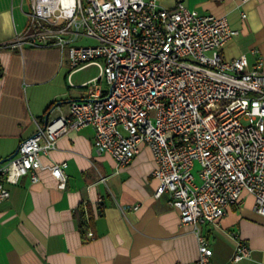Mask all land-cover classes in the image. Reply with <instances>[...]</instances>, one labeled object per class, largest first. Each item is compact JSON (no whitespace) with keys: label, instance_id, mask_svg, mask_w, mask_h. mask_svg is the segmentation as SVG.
<instances>
[{"label":"built area","instance_id":"1","mask_svg":"<svg viewBox=\"0 0 264 264\" xmlns=\"http://www.w3.org/2000/svg\"><path fill=\"white\" fill-rule=\"evenodd\" d=\"M27 18L25 30L0 48L57 46L70 62L69 77L91 64L100 74L84 84V98L71 100L67 113L39 125L0 163V203L10 196L8 184L25 175L37 182L44 168L65 187L67 163L46 166L42 156L62 135L90 126L95 151L119 166L142 145L151 149L154 196L167 193L182 224L197 233L198 257L177 264H212L199 225H218L244 191L264 216V60L224 56L238 34L225 15L202 14L183 1L166 8L158 0H30ZM228 234L236 242L232 260L249 258L238 233Z\"/></svg>","mask_w":264,"mask_h":264},{"label":"crops","instance_id":"2","mask_svg":"<svg viewBox=\"0 0 264 264\" xmlns=\"http://www.w3.org/2000/svg\"><path fill=\"white\" fill-rule=\"evenodd\" d=\"M183 1L202 14L225 15L238 30L224 47L228 59L246 54L251 63L264 60V0H158L166 8ZM30 0H0V44L13 40L27 26ZM245 14V16H243ZM0 160L10 156L50 117L67 113L71 100L87 94L86 82L100 69L91 64L74 71L57 46L0 48ZM103 86L105 82L102 80ZM90 126L62 135L57 147L42 156L48 166L66 162L65 187L48 168L39 181L28 175L8 184L10 196L0 203V264H177L198 257L197 233L182 224L169 206L168 194L154 196L156 160L142 145L128 166L110 153L98 154ZM255 196L244 191L228 207L218 225L202 223L199 234L213 249L212 264H264V216L255 210ZM89 221L84 235L76 213ZM94 233L93 237L88 232ZM237 232L251 256L233 261Z\"/></svg>","mask_w":264,"mask_h":264},{"label":"trees","instance_id":"3","mask_svg":"<svg viewBox=\"0 0 264 264\" xmlns=\"http://www.w3.org/2000/svg\"><path fill=\"white\" fill-rule=\"evenodd\" d=\"M3 75H4V67H3L2 62L0 60V79L3 77ZM54 105H56V102H54L48 106V108L46 109V113H48ZM76 217L78 219V225H79L81 231L83 232V234L85 235L87 232V229L89 227V221L91 218L87 219L86 214H85L83 209H80L77 211Z\"/></svg>","mask_w":264,"mask_h":264},{"label":"water","instance_id":"4","mask_svg":"<svg viewBox=\"0 0 264 264\" xmlns=\"http://www.w3.org/2000/svg\"><path fill=\"white\" fill-rule=\"evenodd\" d=\"M55 107H56V106H54L53 109H54ZM53 109H51L48 113H46V115H45V117H44V125H46V124L48 123V120H49L50 114H51V112H52ZM19 149H20V145L18 146V148H17V149H16V150H15L10 156L1 159V160H0V163H3V162H5L6 160H9L10 158L14 157V156L18 153Z\"/></svg>","mask_w":264,"mask_h":264},{"label":"rangeland","instance_id":"5","mask_svg":"<svg viewBox=\"0 0 264 264\" xmlns=\"http://www.w3.org/2000/svg\"><path fill=\"white\" fill-rule=\"evenodd\" d=\"M87 43H90V42H92V40H85Z\"/></svg>","mask_w":264,"mask_h":264}]
</instances>
